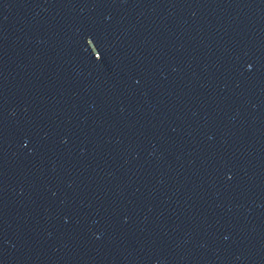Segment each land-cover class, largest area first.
<instances>
[{
  "label": "water",
  "instance_id": "95a60500",
  "mask_svg": "<svg viewBox=\"0 0 264 264\" xmlns=\"http://www.w3.org/2000/svg\"><path fill=\"white\" fill-rule=\"evenodd\" d=\"M0 264H264V0H0Z\"/></svg>",
  "mask_w": 264,
  "mask_h": 264
}]
</instances>
